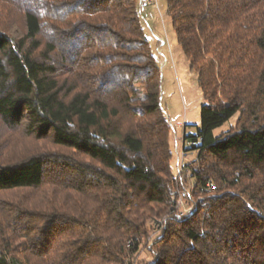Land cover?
<instances>
[{"label": "trees", "instance_id": "obj_1", "mask_svg": "<svg viewBox=\"0 0 264 264\" xmlns=\"http://www.w3.org/2000/svg\"><path fill=\"white\" fill-rule=\"evenodd\" d=\"M165 1L204 100L178 176L141 0H0V123L52 148L0 150V264H264V0Z\"/></svg>", "mask_w": 264, "mask_h": 264}, {"label": "rangeland", "instance_id": "obj_2", "mask_svg": "<svg viewBox=\"0 0 264 264\" xmlns=\"http://www.w3.org/2000/svg\"><path fill=\"white\" fill-rule=\"evenodd\" d=\"M145 1L146 5L139 9V18L145 36L161 70V108L171 125V133L172 131H176L178 122L182 125L186 124L187 132L195 133L200 127V108L204 103L197 84L196 73L190 69L189 61L177 42V36L172 27L170 17L166 12V1ZM160 39L164 40L162 45ZM236 118L237 115L231 117L223 125L216 128L214 134L219 135L232 128ZM179 132H181V129L178 130V138H180ZM171 143V171L173 175H178L179 168L182 167L183 169L184 164L193 160L196 156V151H186L182 155L180 144L178 143L176 148L172 137ZM0 150L4 155L21 157L34 152H49L52 148L45 143L26 138L21 132L7 130L0 123ZM61 151L68 154L66 150ZM181 164L183 165L181 166ZM194 181V178L190 179L191 183H194ZM180 206H182L181 208L184 211L190 209V207L184 204ZM149 240L148 237L140 244L142 249L137 256L138 260H150L147 248H144V244Z\"/></svg>", "mask_w": 264, "mask_h": 264}, {"label": "crops", "instance_id": "obj_3", "mask_svg": "<svg viewBox=\"0 0 264 264\" xmlns=\"http://www.w3.org/2000/svg\"><path fill=\"white\" fill-rule=\"evenodd\" d=\"M141 3H142L141 8L144 5H146V1L145 0H141ZM162 44L163 43L161 42V45ZM180 129H181V132H179L180 138H178V130H180ZM185 132H187V130H186V124H183L182 125L181 123L178 122L177 125H176V131H172V136H171L172 137V140H173V143H174V145H175L176 148H177L178 143L180 144L182 155H184L183 154V146H184V143H183V133H185Z\"/></svg>", "mask_w": 264, "mask_h": 264}, {"label": "built area", "instance_id": "obj_4", "mask_svg": "<svg viewBox=\"0 0 264 264\" xmlns=\"http://www.w3.org/2000/svg\"><path fill=\"white\" fill-rule=\"evenodd\" d=\"M159 39V38H158ZM160 41L162 42V43H164V40L163 39H160ZM183 164H181V166H182ZM180 166V165H179ZM182 170V167H180L179 168V171H178V175H179V173H180V171ZM177 175V176H178ZM175 197H173V199H174ZM176 202H177V205H181V204H183V199H182V195H178L176 198ZM158 232V229L156 230V231H154L150 236H153L154 234H156Z\"/></svg>", "mask_w": 264, "mask_h": 264}]
</instances>
